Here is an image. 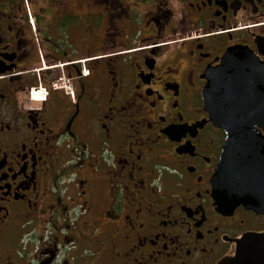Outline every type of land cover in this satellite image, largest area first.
I'll return each instance as SVG.
<instances>
[{
	"label": "flooded vegetation",
	"instance_id": "obj_1",
	"mask_svg": "<svg viewBox=\"0 0 264 264\" xmlns=\"http://www.w3.org/2000/svg\"><path fill=\"white\" fill-rule=\"evenodd\" d=\"M233 48L264 64V0H0V264H221L264 234V151L205 107ZM224 155L219 198L258 209L217 206Z\"/></svg>",
	"mask_w": 264,
	"mask_h": 264
},
{
	"label": "water",
	"instance_id": "obj_2",
	"mask_svg": "<svg viewBox=\"0 0 264 264\" xmlns=\"http://www.w3.org/2000/svg\"><path fill=\"white\" fill-rule=\"evenodd\" d=\"M206 79L203 95L210 120L226 132L234 146L227 144L226 152L238 155L239 160L243 158L251 166L258 160L260 149L264 151V139L255 131L256 127L264 128V64L250 52L233 48L225 53L216 69L207 73ZM225 169L230 170L231 165L224 155L215 176L217 206L232 210L241 203L258 209L260 204L251 194L244 199L219 198L220 178ZM221 264H264V234L246 235L237 242L235 254Z\"/></svg>",
	"mask_w": 264,
	"mask_h": 264
},
{
	"label": "built area",
	"instance_id": "obj_3",
	"mask_svg": "<svg viewBox=\"0 0 264 264\" xmlns=\"http://www.w3.org/2000/svg\"><path fill=\"white\" fill-rule=\"evenodd\" d=\"M83 73L86 72L83 70ZM53 88L54 89L62 88L67 92L69 90L68 81L63 79L60 81V83H53Z\"/></svg>",
	"mask_w": 264,
	"mask_h": 264
},
{
	"label": "rangeland",
	"instance_id": "obj_4",
	"mask_svg": "<svg viewBox=\"0 0 264 264\" xmlns=\"http://www.w3.org/2000/svg\"><path fill=\"white\" fill-rule=\"evenodd\" d=\"M61 80H63V79H61ZM58 89H62V88H58ZM31 100L35 101V102H39L40 101V99H39V97L37 95L32 97Z\"/></svg>",
	"mask_w": 264,
	"mask_h": 264
}]
</instances>
